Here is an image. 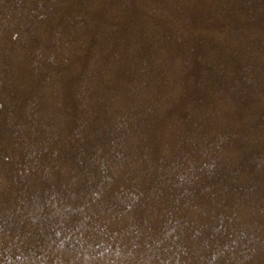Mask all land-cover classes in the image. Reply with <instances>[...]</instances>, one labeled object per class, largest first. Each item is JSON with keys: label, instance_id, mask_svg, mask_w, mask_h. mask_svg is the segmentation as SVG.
<instances>
[{"label": "rangeland", "instance_id": "obj_1", "mask_svg": "<svg viewBox=\"0 0 264 264\" xmlns=\"http://www.w3.org/2000/svg\"><path fill=\"white\" fill-rule=\"evenodd\" d=\"M0 264H264V0H0Z\"/></svg>", "mask_w": 264, "mask_h": 264}]
</instances>
